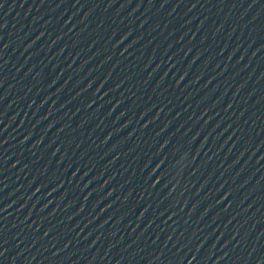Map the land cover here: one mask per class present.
I'll return each mask as SVG.
<instances>
[{"label":"water","instance_id":"1","mask_svg":"<svg viewBox=\"0 0 264 264\" xmlns=\"http://www.w3.org/2000/svg\"><path fill=\"white\" fill-rule=\"evenodd\" d=\"M0 264H264V0H0Z\"/></svg>","mask_w":264,"mask_h":264}]
</instances>
